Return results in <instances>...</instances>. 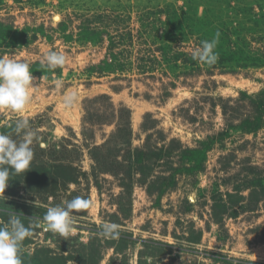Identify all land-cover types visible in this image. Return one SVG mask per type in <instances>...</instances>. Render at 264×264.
<instances>
[{
	"label": "rangeland",
	"instance_id": "obj_1",
	"mask_svg": "<svg viewBox=\"0 0 264 264\" xmlns=\"http://www.w3.org/2000/svg\"><path fill=\"white\" fill-rule=\"evenodd\" d=\"M172 13L180 20L207 14L212 31L230 46L264 54V0H0V23L21 32L14 47L0 42V58L28 62L38 86L22 115L0 109V133L18 141L15 123L28 120L38 137L31 164L41 159L50 172L32 191L20 174H10L0 193V225L17 214L32 231L21 249L23 264H264V190L250 195L264 186V127L252 132L241 126L243 118L256 116L241 93L256 96L264 89V67L212 70L183 63L213 37L206 27L190 35L185 23L169 41L173 28L164 23ZM166 44L169 64L159 51ZM51 51L66 56L65 66L41 63ZM175 54L183 56L174 68ZM104 62L112 64L109 70ZM68 91L78 99L66 109L61 99ZM125 124L132 129L131 148L149 135V144L177 140L193 150L212 139L200 151L203 169L178 175L162 196L146 184L125 191L120 175L102 173L91 155ZM57 159L73 167L66 179L49 167ZM105 168L119 171L110 162ZM76 196L92 202L74 213L76 230L67 238L47 230V209ZM221 201L225 213L213 219ZM106 222L119 225L118 240L99 235ZM199 233V241L190 242Z\"/></svg>",
	"mask_w": 264,
	"mask_h": 264
},
{
	"label": "trees",
	"instance_id": "obj_2",
	"mask_svg": "<svg viewBox=\"0 0 264 264\" xmlns=\"http://www.w3.org/2000/svg\"><path fill=\"white\" fill-rule=\"evenodd\" d=\"M207 14L203 16H199L194 18V20L191 17H187L186 19L180 20L179 15L176 13H172L170 17H168V20L164 23L165 28L167 26H171L173 30H167L166 37L169 41H171L172 37H175L173 31L176 30V32L179 31L182 27L186 26L189 28V34L192 35V29L194 30H202L198 27H206L209 29L207 30L208 33H206L209 37L215 38L217 32L212 31V22L206 18ZM184 22V23H183ZM201 32V31H200ZM184 34V33H182ZM21 32H12V30L0 23V42L6 43L8 47H14L21 43ZM227 37H219L218 43L215 48V53L218 57L216 62L212 65L203 64L205 66H208L210 69H226V68H259L264 67V54L261 55H252L248 52L245 48H240V46L232 47L230 46L229 42H227ZM165 37L162 36V42H165ZM169 44L166 46L163 45L159 48V51L161 52V57L163 58L164 62L166 60V63L169 64V60L164 56V53L168 50ZM168 53V51H167ZM181 54H175L174 59L172 60L174 63V68L177 67V63L180 60ZM183 56V54H182ZM181 56V58H182ZM165 57V58H164ZM185 60L183 63L189 65L192 68L195 69H201V64L198 63V61L193 59V56L191 59L187 61L186 57H184ZM112 59H117L115 55H112ZM189 62V63H188ZM106 65L105 70H109L112 66L111 63L104 62ZM119 70H122V66L118 65ZM45 71H38L36 74H44ZM242 96H246L249 98L250 102L252 103V112L256 113V116L254 118L246 117L243 118V123L241 126L244 127H250V131L256 132L257 130L264 127V89L256 95V96H249L245 94L244 92L241 93ZM241 96V97H242ZM254 97L256 99H254ZM223 109L227 108L225 104H223ZM127 113L129 115L128 109H122L121 113ZM225 114V113H224ZM251 120V121H250ZM253 120V121H252ZM127 122V119H126ZM154 128V126L150 125L148 128L142 127L144 131H148L149 129ZM231 128V127H230ZM132 129L130 128L129 124H125L123 127H119L115 134L112 135V140H109L107 144L103 145V147H94L91 151V155L93 159L95 160L97 164V168L103 173V172H110L111 174L115 176L121 177L122 180V187L124 190L128 191L131 189L134 183L138 184H146L147 190L151 193L152 191H156L157 194L160 196L164 195L167 190L170 188L175 187L176 179L178 175L181 174H187V173H196L203 169L202 162L204 160V154L200 155V151L210 148L212 144V139L208 141L201 142V148L200 149H184L181 144H179V141L172 140L170 144H167L165 146L158 147L155 144H149V138L150 135L147 137L146 142L143 146L137 147V148H131V137H132ZM112 143V151L114 153L112 155H109L110 152H108L107 145ZM200 148V147H199ZM44 154V150L39 149ZM58 151V150H55ZM105 151V152H104ZM118 152L124 153L122 157L118 155ZM173 156H177L180 160V164L178 166H174V163L171 161L174 159ZM38 162L40 164L32 163L28 169L27 172L21 173L20 176L23 177V180L26 181L29 185H31L32 189L30 191L37 189L40 186H43L47 183L48 178L50 177V172L48 171L49 168L47 166H43V161ZM59 160V159H57ZM122 160V161H121ZM60 161V162H59ZM54 161L51 167V169H55V172L58 171L61 173L62 178H65L68 176L67 171L73 168L71 164L63 165V161ZM110 162L113 163L114 166L119 167V171L115 172L112 170H107L105 168L106 164ZM160 169L161 171H157ZM63 172V173H62ZM55 174V173H54ZM18 175V174H15ZM56 177V176H55ZM260 189H253L250 193V195H258L259 192H262L264 190V186L261 184ZM35 188V189H34ZM129 189V190H128ZM238 193V191L236 190ZM230 197V200L233 198H238L237 196H233L228 194ZM241 196V195H240ZM222 202V201H221ZM227 205L225 203H219L216 202L215 205L212 208L211 216L213 219L215 218H222V214L225 213ZM223 210V211H222ZM219 219V220H220ZM218 221L217 223H219ZM200 233L197 234V237L194 241H190L192 243H196L199 241ZM49 261H51V258H47ZM43 262V261H41ZM237 264H246L242 262H238Z\"/></svg>",
	"mask_w": 264,
	"mask_h": 264
},
{
	"label": "clouds",
	"instance_id": "obj_3",
	"mask_svg": "<svg viewBox=\"0 0 264 264\" xmlns=\"http://www.w3.org/2000/svg\"><path fill=\"white\" fill-rule=\"evenodd\" d=\"M219 33L212 40L201 42L194 49L193 59L207 65H212L218 59L215 48ZM41 63L48 69L63 67L67 63L66 56L56 51L48 52ZM37 78L32 75L30 65L25 61L13 58H0V109H10L23 114L30 102V93L36 89ZM63 85L58 80L56 87ZM78 97L72 91L65 92L61 103L64 108H72ZM19 140L11 135L0 133V193H4L9 184L10 174H21L28 171L34 157L32 145L37 139V133L31 129L29 121L18 119L14 127ZM92 202L80 196L66 202L64 206L49 207L43 216L47 230L61 237H69L75 230L76 216L74 213L86 210ZM35 220V217H32ZM32 235L30 227H26L17 214H12L7 223L0 225V264H23L21 249L23 242ZM99 235L106 239L120 238L119 225L106 222L101 225Z\"/></svg>",
	"mask_w": 264,
	"mask_h": 264
},
{
	"label": "bare ground",
	"instance_id": "obj_4",
	"mask_svg": "<svg viewBox=\"0 0 264 264\" xmlns=\"http://www.w3.org/2000/svg\"><path fill=\"white\" fill-rule=\"evenodd\" d=\"M137 115H138V113H137Z\"/></svg>",
	"mask_w": 264,
	"mask_h": 264
}]
</instances>
